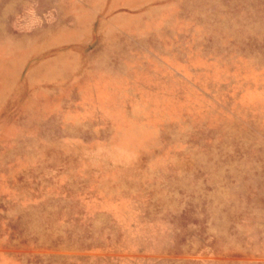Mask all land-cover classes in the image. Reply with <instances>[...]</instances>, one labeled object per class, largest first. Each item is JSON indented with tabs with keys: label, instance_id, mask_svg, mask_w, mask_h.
I'll use <instances>...</instances> for the list:
<instances>
[{
	"label": "rangeland",
	"instance_id": "rangeland-1",
	"mask_svg": "<svg viewBox=\"0 0 264 264\" xmlns=\"http://www.w3.org/2000/svg\"><path fill=\"white\" fill-rule=\"evenodd\" d=\"M0 264H264V0H0Z\"/></svg>",
	"mask_w": 264,
	"mask_h": 264
}]
</instances>
